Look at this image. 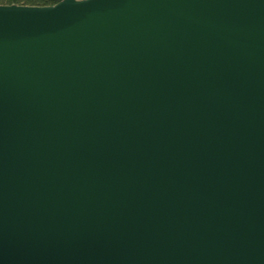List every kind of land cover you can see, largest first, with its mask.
Wrapping results in <instances>:
<instances>
[{
    "label": "water",
    "instance_id": "1",
    "mask_svg": "<svg viewBox=\"0 0 264 264\" xmlns=\"http://www.w3.org/2000/svg\"><path fill=\"white\" fill-rule=\"evenodd\" d=\"M0 264H264V0L0 7Z\"/></svg>",
    "mask_w": 264,
    "mask_h": 264
},
{
    "label": "trees",
    "instance_id": "2",
    "mask_svg": "<svg viewBox=\"0 0 264 264\" xmlns=\"http://www.w3.org/2000/svg\"><path fill=\"white\" fill-rule=\"evenodd\" d=\"M63 0H31L33 7L40 6V7H48L54 6L59 4ZM4 3L7 5H14L18 3V0H4Z\"/></svg>",
    "mask_w": 264,
    "mask_h": 264
},
{
    "label": "snow or ice",
    "instance_id": "3",
    "mask_svg": "<svg viewBox=\"0 0 264 264\" xmlns=\"http://www.w3.org/2000/svg\"><path fill=\"white\" fill-rule=\"evenodd\" d=\"M4 6H12V7H19L21 9H27L29 7H32V3L31 0H18L17 4L14 5H7L6 3H4V0H0V7H4Z\"/></svg>",
    "mask_w": 264,
    "mask_h": 264
}]
</instances>
